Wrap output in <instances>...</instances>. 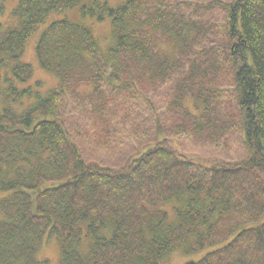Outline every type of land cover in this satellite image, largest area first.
I'll return each mask as SVG.
<instances>
[{"label":"trees","instance_id":"trees-1","mask_svg":"<svg viewBox=\"0 0 264 264\" xmlns=\"http://www.w3.org/2000/svg\"><path fill=\"white\" fill-rule=\"evenodd\" d=\"M162 1H17L16 26L0 33V80L7 85L4 94L11 95L7 101L25 94L34 100L23 113L8 105L0 111V245L11 248L0 249V264H45L34 254L47 237L59 243V264H161L178 247L186 254L206 251L184 264H264V0L222 5L223 35L212 36L209 44L200 17L217 3L186 6L185 14L174 11L180 2ZM77 7L83 19H110L111 45L103 52L86 22L52 20L39 34L36 53L61 85L86 80L98 98L115 91L114 97L126 94L130 104L141 99L157 136L165 134L153 97L163 83L173 91L166 90L165 105L178 106L186 95L180 85L192 86L209 69L224 67L227 88L215 95L216 102L226 92L234 96L231 120L240 125L248 156L205 166L196 178L190 168L195 164L162 136L121 168L86 164L57 116L63 88L41 96L15 86L30 73L21 62L28 37L50 15ZM166 36L175 43L173 56L159 46ZM197 98L204 111L208 99ZM6 166L16 169L3 178ZM185 193L175 224L163 226V217L153 221L149 207Z\"/></svg>","mask_w":264,"mask_h":264},{"label":"rangeland","instance_id":"rangeland-1","mask_svg":"<svg viewBox=\"0 0 264 264\" xmlns=\"http://www.w3.org/2000/svg\"><path fill=\"white\" fill-rule=\"evenodd\" d=\"M17 1L0 0L1 34L16 26L18 19L13 15V11ZM109 1L112 5H116L121 0ZM231 1L164 0L162 4L180 2L177 6L178 10L174 9V11L187 14L188 11L184 9L186 6L193 7L207 3V5L217 3L212 8L207 7L206 10H203V16L200 17L202 23L207 26L205 33L209 39L205 43L209 44L212 36L221 37L223 35L225 11L222 5ZM62 18H67L74 23L82 21L90 24L103 52L111 45L110 19H106L104 22L83 19L79 15L78 7L63 13L52 14L45 24L41 25L26 40L21 62L29 66L30 73L24 83L17 82L15 86L19 90L31 88L32 91H36L41 96H45L52 90L63 88V98L59 104L57 116L65 121L70 139L86 164L92 167L114 170L121 168L149 145L155 144V140L162 136H166L170 146L177 154H181L195 165L197 164L190 167L196 178L206 172L205 166L210 167L211 164L214 165L215 163L241 162L248 156L240 125L237 119H235L237 122L235 125L231 120L234 115L231 113L236 112L234 96L226 92L228 96L225 94L222 97L221 104L216 102L215 95L219 97L222 89L227 88L224 83L228 73L223 72L224 67L220 70L217 69V71L209 69L210 72H207V76L205 74V78H202L204 80H198L192 86L186 83L180 85L186 95L178 106L165 105L166 90L173 91L171 90V84L163 83L161 90L156 95L154 94L153 99L157 103V113L160 114L158 119L165 135L156 136L149 107L141 99L134 100L136 104H130L131 100H127L126 94L122 93L118 97H114L115 91L114 93L106 92L108 99L98 98L94 92L92 82L82 80L80 83H74L72 80H68L61 85V81L56 75L41 66L36 53L39 34L42 28L52 20ZM159 41L162 52L173 56L175 43L167 36ZM4 71L5 69H0L1 74ZM197 78L201 79V74H198ZM0 85L1 91H3L0 94V111L8 105L7 108L11 106L16 112L23 113L33 103L34 97L26 94L14 102L7 101L5 98L9 99L11 95L6 96L4 94L7 85L3 79L0 80ZM143 87L147 90H144L145 93L150 95L151 86L148 81L144 83ZM101 88L106 89L103 86ZM197 96L200 100L207 98L209 101L204 111L205 104L198 102L196 100L198 99ZM4 168L5 175L3 174V178L8 177L10 171L14 174L16 169L14 167L7 168V166ZM187 199L185 193L178 200L165 202L158 207H149L153 221L157 222L163 217V226L175 224L177 222L176 208L184 209ZM86 244L88 245V239L84 240L83 251L88 250H86ZM3 245H0L1 250L4 251V247L7 250L11 249L7 247L9 244L3 242ZM59 251V243L56 239L47 237L37 246L34 260L44 261L45 264H59ZM205 252L198 251L186 254L183 247H178L173 249L161 264H184L187 260L201 257ZM31 257L33 258V255Z\"/></svg>","mask_w":264,"mask_h":264}]
</instances>
